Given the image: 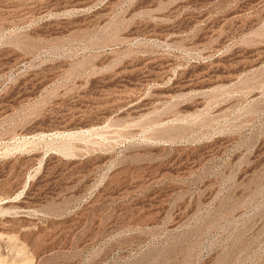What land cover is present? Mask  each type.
Listing matches in <instances>:
<instances>
[{"label":"rangeland","instance_id":"obj_1","mask_svg":"<svg viewBox=\"0 0 264 264\" xmlns=\"http://www.w3.org/2000/svg\"><path fill=\"white\" fill-rule=\"evenodd\" d=\"M0 264H264V0H0Z\"/></svg>","mask_w":264,"mask_h":264}]
</instances>
